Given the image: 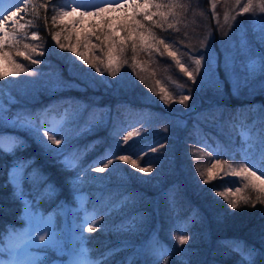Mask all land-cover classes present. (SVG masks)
<instances>
[{"label":"trees","instance_id":"trees-1","mask_svg":"<svg viewBox=\"0 0 264 264\" xmlns=\"http://www.w3.org/2000/svg\"><path fill=\"white\" fill-rule=\"evenodd\" d=\"M31 1L25 20L30 35L16 37L19 43L13 40L2 46V52L11 60L0 72L11 78L5 75L0 79V94L5 97L10 92L8 95L14 94L15 98L3 101L0 135L12 134L25 146L11 155L0 153V230L25 224L26 205L14 195L8 182V173L23 163L24 199L31 209L45 216L54 214L59 225V207L69 202L75 211L68 219L78 234L75 243L93 261L109 250L119 249L107 257L106 264H246L235 250L240 245L245 251L255 249L254 264H264V191L258 192L251 185L245 188L248 181L222 171L226 164L243 162L239 126L255 123L257 130L262 127L264 85H256L253 80L241 93L221 89L220 95L210 91L208 98L196 100L186 91L166 92L174 79L183 78L180 66L167 56L168 51L175 50L172 40L185 45L186 50L189 46L194 50L206 40L204 31H209L221 51L229 34L236 40L237 24L250 27L249 17L254 14L263 18L264 12L258 7L262 0H252L254 7L247 13H242L241 7L248 0H240L239 5L236 0H153L145 14L132 16V29L120 34L112 33L115 31L107 26L95 27V33H77L78 28L63 21L59 14L67 0ZM157 4L161 7L157 8ZM170 4L183 5V10L172 8L179 14L176 19L168 14ZM88 10L81 12L90 14ZM161 13L167 14L163 28L156 26ZM225 13L229 15L227 23ZM167 23H172L173 28L169 29ZM33 32L38 39H31ZM159 39L169 44L167 51L163 45L156 47ZM25 44L36 46L44 54L31 53ZM17 52H25L40 63H31ZM13 61L26 68L27 74L34 71V78L21 77L22 72L10 75L16 70ZM146 81L154 91L152 98L146 95ZM141 89L142 93H137ZM162 96L167 99L162 100ZM182 96L189 97L183 104L179 103ZM44 109L48 110L43 114ZM51 110L65 116L63 135L67 143L56 148L65 149L64 155L77 161L75 168L65 170L60 163L64 156L45 152L34 134L18 123L31 121L43 131L47 125L43 115L47 120ZM71 120L74 122L69 126ZM151 121L167 127L150 132ZM139 128L140 134L155 139L131 137L124 144L123 136ZM205 142L213 148L219 145L221 154L210 156ZM117 144L121 145L117 155L129 154L128 146L132 145L131 151L139 152L140 158L131 159L152 171L140 172L112 156L108 157L114 160L109 168L98 178L90 177L94 168L103 167V163L95 161L115 151ZM149 146L157 150L145 154L143 150ZM256 152L252 148L250 155ZM216 160L224 165L214 168ZM251 179L264 189V176ZM81 193L85 194L87 210L80 206ZM112 195L106 208L113 206L118 213L101 216L93 225L96 231H82V225L84 229L88 226V214H93L94 208L103 213L102 200ZM244 197L249 203L243 202ZM233 202L237 204L235 209ZM122 203L132 206L122 212ZM180 235L188 237L183 244L178 241ZM161 251L163 255H157Z\"/></svg>","mask_w":264,"mask_h":264},{"label":"rangeland","instance_id":"rangeland-1","mask_svg":"<svg viewBox=\"0 0 264 264\" xmlns=\"http://www.w3.org/2000/svg\"><path fill=\"white\" fill-rule=\"evenodd\" d=\"M152 2L153 0H119V3L112 4V6H109L110 8H102L103 3H101V0H91V3L100 5L99 9L94 7H81L78 8L77 11L73 12L71 11V8L75 7L76 5L70 3V0H67L69 8L67 7L64 9V12L67 14L61 15V19L71 24L73 27L78 28L76 30L77 33H83L88 30H91V32L95 33V27L97 28V26H107L108 29H113L115 31L112 33L120 34L121 32L129 30L131 28V24L134 23L132 16L134 18L135 13L145 14L147 12V8L151 6ZM15 3L16 0H4L3 5L0 6V11L9 8ZM32 5L33 2L29 0L27 12L16 13L15 17L5 12V19L0 20V29L6 30L8 33V35L5 36L4 31H0V37L5 40V43L13 42V39L11 38L13 34H16V37L30 35L27 30L28 28L25 27V25H27L25 20L31 10ZM81 9L95 10H88V12L90 11V14H86L85 11L81 12ZM12 11L15 12V8H12ZM150 16L151 15H149V17ZM252 18L254 22H250V27H247L244 23L237 24L239 25V28H236V40L235 38H233L234 36L232 34L228 33L230 39L228 41H225V43L221 47V51L220 48L213 42L214 34L209 31H204L206 40L202 43L197 44V46L194 47V50L191 49V46L188 47L189 50H186L184 48L185 45L181 46L179 43L175 42L177 47H174V43H171L172 47L175 49L173 50V52H175L176 55L175 57L167 55L168 58L174 62L179 60L180 64H183L188 69V71H193L195 68V65L189 59L190 56L196 58L204 56V60H202L200 71L198 73H195V80L189 79L185 72L182 71L180 72L183 76L182 80L174 79V82L170 84L172 87H166L167 94L175 91H186L189 93L188 96L190 98H194L196 100L199 99V97L200 99L202 97L208 98L210 91H213L214 94L217 93L220 95L222 93L221 89L226 91L230 89L233 91H240L239 93H241V91L246 90L245 85L249 81L251 82L253 80L257 81L256 85H264V72L257 68L255 73L250 75L244 67L251 57H259L261 55H264V43H261L259 39L261 24L264 23V16L262 18L254 14ZM14 19L16 21L15 24L12 23ZM242 38L246 39L248 49H251V56L247 53V49L242 48ZM172 42L174 41L172 40ZM158 46H161V44H159L157 41L156 47ZM10 60L11 57H7V55H4L3 52L0 53V71H2L3 68L8 65ZM180 64L178 65L180 66ZM15 71H17V69ZM22 73L23 74L21 77H30L32 79L34 78V71H30L28 74L25 72ZM19 75L21 74L19 73ZM7 77L11 78L9 75ZM12 79L14 80L13 77ZM245 79H247L246 84L244 83ZM145 86L146 88L144 89L145 91H147L146 95L152 98L155 95L153 89L151 88L150 84L147 83V81L145 83ZM170 88H174V91ZM209 88H211V90ZM142 89L137 91V93H142ZM21 92L28 93L26 91ZM8 93L10 92H7L5 97L0 94V107L5 105L3 101L15 98L14 94L12 96L8 95ZM47 110L48 109H44L43 114L46 113ZM46 117L47 120H45L43 115V119L47 124L45 125L46 127H51L53 123L63 122L65 118L63 114H58L56 110H51L50 116ZM106 119L107 115L103 118V121H105ZM73 122L74 120H71L69 126L72 125ZM166 127L167 125L158 126V123H152V121L149 126V128H151L150 132L153 131V133H156L160 128L164 130V128ZM135 130L137 131V129ZM138 130L142 129L139 128ZM3 136L5 138L13 137L12 134ZM132 138L155 139L151 135L146 136L144 133H141L140 135H133ZM54 146L56 149L58 145ZM189 163L191 165V162ZM193 166L195 167V165ZM99 173L101 172H93L90 177H93V179L98 178L97 175H99ZM112 198H114L113 195L106 200H102V211L106 208V205ZM79 200L80 206L84 210H87L86 197L84 193L79 194ZM131 206L132 203H122L121 211L123 212ZM112 207L113 206L108 207V210L111 211L113 215L117 214L118 210H112ZM59 209L61 211V220L59 225L56 224L54 214L45 216L40 210L35 211L31 208L24 211L25 224L22 225L21 223L19 227L15 228V231L18 234L16 243L19 245V248L18 250H16L15 254L16 260L25 262L35 260L37 261V264H90V262L93 261V258L87 252H85L83 248L78 247L79 243H75V239L78 237V234L76 230L73 229L72 223L70 225L68 224V219L70 217L72 218L73 216L72 214L74 211V207L69 202L64 201L62 202V205L59 207ZM91 217L92 214L89 213L88 220ZM100 218L101 216H99L98 219L96 216V222ZM37 228H47L55 232L57 241L56 245L51 248H40L38 246L32 245L30 243V237L37 235ZM52 251L56 254H53ZM67 252L70 253L66 257H63V253ZM49 257L53 259H49ZM12 258L13 253L9 249V241L3 235V233H0V260H10Z\"/></svg>","mask_w":264,"mask_h":264},{"label":"snow or ice","instance_id":"snow-or-ice-1","mask_svg":"<svg viewBox=\"0 0 264 264\" xmlns=\"http://www.w3.org/2000/svg\"><path fill=\"white\" fill-rule=\"evenodd\" d=\"M3 3H4V0H0V6H2ZM70 3L76 5L75 7L71 8V11L73 12L77 11V9L81 7H84V8L94 7L97 9H99L100 7L99 4L91 3V0H70ZM101 3L116 4V3H119V0H101ZM236 3L239 5L240 0H236ZM28 6H29V0H16V3L13 4L12 7L4 9L3 11H0V20L5 19V12L11 14L14 17L16 16V13H21V12L26 13L28 10ZM67 7H68L67 2L63 4L62 6H60L59 14L61 15L67 14L64 12V9ZM156 7L160 8L161 5L157 4ZM167 7L169 9L168 14H171L173 19H176L179 14L172 12L171 11L172 8L176 7V8H180L181 10H183V5H180V4H170V5H167ZM214 7L215 6L213 5V9ZM253 7L254 5L252 3V0H248V3L241 7V12L247 13L251 11ZM258 7L260 8L261 12H264V0H262V2L258 5ZM12 8H15L16 11L13 12ZM160 15L162 19L160 22L156 24V26L163 28L164 23L167 22V14L161 13ZM224 19H225V22L227 23L229 19V15L227 13H225ZM231 19L234 20L235 17L233 16L231 17ZM52 20L53 22H55L56 20L55 15L52 17ZM249 21L254 22L253 18L251 17H249ZM12 23L13 24L16 23L15 19L12 21ZM167 27L171 29L173 28V24L167 23ZM237 28H239V25H237ZM0 31H4L5 36L8 35L6 30L0 29ZM11 38L15 40L16 43H19V40L16 39V34H13ZM31 39L32 40L38 39L37 33L33 32ZM53 39H56V35H53ZM259 39L261 43H264V23L261 24ZM4 43H5V40L2 37H0V53H2L3 51L2 46L4 45ZM57 43H59L58 40H57ZM158 43L164 46L165 51L168 50L169 44L165 42V39H159ZM60 46L63 48L62 44ZM241 46L242 48L247 49V53L251 56V49H248L246 39L242 38ZM24 48L26 50L30 49L31 53H35L37 55L44 54L43 52L38 51V48L36 46H30L28 44H25ZM17 55L23 56L25 59L31 60V63H40L39 60L31 59V55H25V52H17ZM168 55L175 57L176 53L172 51H168ZM81 59H83V57H81ZM189 59L195 65V68L193 71H188V69L183 64H180L179 60H177L176 63L180 64L181 70L185 72V74L189 77V79L195 80V73H198L200 71V66H201L202 60H204V56H200L199 58L190 56ZM13 63L15 64V68L18 69V71H12L10 73V75H12L13 77L19 75L20 72H27V69L24 68L21 64L15 63V61H13ZM85 63H87V61H85ZM244 67L250 75L254 74L257 68H259L262 72H264V55H261L259 57H251ZM96 71L99 72L100 71L99 68H97ZM5 75H8V74L0 72V79H2ZM112 75H115V71H112ZM244 83L245 84L247 83V79H245ZM238 87H239V84H238ZM161 99L166 100L167 97L162 96ZM188 99H189L188 96H182L179 103L183 104ZM3 111H4L3 108L0 107V121L3 120ZM18 123L20 124L21 127H24L28 132L34 134V139L36 140L38 144L41 145L42 149L45 152L56 155V156L63 155L64 158L60 160V163L62 164L65 170L77 167V161L71 159L69 155H64L65 149L63 148L53 149L51 147L52 144L60 145L62 142L67 143V137L63 135L64 122L53 123L51 127H44L43 131H41V128L31 121H25V122L18 121ZM260 123L262 127L258 130L256 129L255 123L251 125L242 124L239 126L238 135L241 138L242 145H244L241 148V152L243 153V155L241 156V159L243 161L242 163H238L235 165L226 164V166L222 167L224 165V162L216 160L215 163L213 164L214 168L222 167V171L224 175H234L236 177H242L244 181H248V183L244 184L245 188L251 185V187L257 190L258 192L264 191V189H262L260 185L255 184L251 178L255 177L257 180H260V176H264V120H261ZM133 135H140L139 130H137L136 132H128L127 135H124L123 136L124 144H127L129 139ZM58 136L61 138L58 139L57 138ZM24 146H25V142L16 137L5 138L3 135H0V153L11 155V154H14V152L17 149H22ZM128 147L130 149L129 154L117 155L116 153L119 152L121 148V145L117 144L115 151L110 150L109 152L105 154L104 157H101L97 161H95V163H103V167H96L93 170L95 172H104L105 169L109 168V165H112L114 163V160L108 157L115 156V159H118L120 161H124L130 164L132 168H139L140 172L152 171L150 167H139V165L137 164V161L131 159V156H137L138 158H140V153L131 151L132 145H129ZM161 147H163V145H161ZM204 147L208 149V154L210 156H218L221 154L219 151V145H216V147L213 148V147H210L205 142ZM252 148L257 149V152L255 155H250ZM156 150L157 148L155 146H149L148 149L143 150V151L146 154L147 151H156ZM105 158H107L106 163H104ZM145 163H150V162L146 161ZM25 167L26 165L23 163L16 164L12 168V170L8 173V182L12 185L14 189V195L18 199H20L22 203L26 205L25 210H27L31 208V204L24 199L23 184L25 181V171H24ZM257 172L260 173V176H257ZM204 182L208 183V180H205ZM261 184H264V181H261ZM257 199H259V196L257 197ZM243 202L247 204L249 203V199L247 197H244ZM231 206L232 208L235 209L237 207V204L233 202ZM253 206H255L254 203H253ZM105 214L111 215V212L107 208H105L104 212L102 213L94 208L92 217L87 221V225H88L87 228L84 229L83 225L81 226L82 231H85V230L88 232L96 231V228L93 226L96 223L95 217L103 216ZM0 232H2L3 235L8 239L9 249L13 253L12 259L0 260V264H37V261L35 260L25 262V261H18L15 259L16 250H18L19 248V245L16 243V240L18 239V234L16 233L15 228L3 229V230H0ZM36 232H37V235L30 237V243L32 245L38 246L40 248H49V247H54L56 245L57 243L56 233L53 232L51 229L37 228ZM80 239L83 240L82 235ZM187 239L188 237L184 235H180L178 237V241L181 244L185 243ZM118 250L119 249H112L106 253H103L101 254V257L99 259L90 262V264H106L107 257L113 255ZM235 250L240 253L242 261H245L246 264H254V256L256 255L255 249H247V251H245L243 246L237 245ZM157 255L162 256L163 252L161 251L157 253Z\"/></svg>","mask_w":264,"mask_h":264},{"label":"bare ground","instance_id":"bare-ground-1","mask_svg":"<svg viewBox=\"0 0 264 264\" xmlns=\"http://www.w3.org/2000/svg\"><path fill=\"white\" fill-rule=\"evenodd\" d=\"M12 7V6H11Z\"/></svg>","mask_w":264,"mask_h":264}]
</instances>
